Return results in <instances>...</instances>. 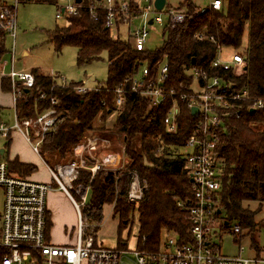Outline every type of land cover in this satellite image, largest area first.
<instances>
[{
	"label": "trees",
	"instance_id": "16d2710c",
	"mask_svg": "<svg viewBox=\"0 0 264 264\" xmlns=\"http://www.w3.org/2000/svg\"><path fill=\"white\" fill-rule=\"evenodd\" d=\"M87 1L80 2L78 13L71 16L68 23L55 26L46 35L57 52L65 45L74 46L77 65L100 59L105 53L106 82L97 83L92 91L77 94L74 88L82 86V82L70 81L61 86L56 83L57 75L31 69L34 86L27 91L22 89L15 103V113L18 119H30L48 108L54 109L56 122L43 135L38 148L40 156L50 164L48 157L43 155L54 158V163H58L71 154L88 133H110L105 125H97L96 121L104 122L115 111L116 117L110 130L118 136L122 135L124 155L129 162L118 173L103 167L92 177L85 169L79 172L74 184H87L90 193V200L84 207L85 215L90 220L100 221L102 206L111 204L113 214L118 216V230L121 231L134 210L133 204L126 200L128 173L134 171L145 185L142 200L136 209L137 249H161L163 234L174 235L179 243H189L192 239L185 203L191 193L182 147L191 133L193 117L180 104L177 129L169 133L164 119L171 100L158 107H149L143 97L126 92L124 106L118 111L113 105V89L137 73L140 60L147 58L152 73L158 63H168V88L176 92L188 91L186 73L193 64L205 65L214 56L216 45H220L243 49L244 70L230 78L238 87L246 89L248 96L264 101V0H222L218 10H206L200 14L195 13L197 6L192 0H180V7L174 8L193 14L192 19L175 28H165L161 47L145 51L135 50L128 38L112 39L104 26V10L98 9L96 18H92ZM139 1L130 0V5L135 6ZM35 2L56 4L57 0ZM197 32L203 33L204 38L197 39ZM6 35L0 28V63L8 53ZM192 58L194 63H191ZM215 73L225 74L223 71ZM0 88L10 90L6 77H0ZM39 92L56 97L57 103L51 105L47 98L37 99ZM245 105L243 103L240 116L230 114L224 118V130L219 136L217 148L221 161L216 198L220 213L217 215L225 228L231 221H236L240 231L253 227L254 215L264 203V106L250 113ZM2 141L6 150L10 138ZM4 160L9 169L21 177L36 170L35 165L18 159ZM250 202L257 203L256 210H250ZM47 227L49 230V220ZM4 253L0 246V264Z\"/></svg>",
	"mask_w": 264,
	"mask_h": 264
},
{
	"label": "built area",
	"instance_id": "2783aa9c",
	"mask_svg": "<svg viewBox=\"0 0 264 264\" xmlns=\"http://www.w3.org/2000/svg\"><path fill=\"white\" fill-rule=\"evenodd\" d=\"M19 1L1 0L0 2V28L13 39L16 31L15 9ZM141 1L146 5L141 6L139 2L131 6L130 0H88L87 9L92 18H96L98 9H103L104 26L109 36L112 39L128 38L137 51L148 50L144 45L149 35L147 27H152L153 24L161 26L163 37L165 28H175L193 17V14L189 12L176 10L166 4L162 9L157 10L154 8L153 0ZM221 1L209 0L207 6L196 7L195 13L218 10ZM80 2L59 0L55 4L57 7L55 17L62 18L68 23L69 18L78 13ZM162 11L166 14L165 21L160 16ZM150 19L151 23H149ZM135 20H138L140 24L131 28ZM121 27L124 28L123 33L120 32ZM195 37L201 40L204 35L197 32ZM222 49V46L216 45L214 56L205 65L193 64L185 76L189 80L188 91L176 92L168 88L166 86L169 80L168 63L165 61L158 63L156 71L152 73L147 58L140 60L137 73L124 79L113 89V105L118 111L124 106L126 92L143 97L147 100L149 107H158L171 100V106L164 119L166 131L169 133H174L177 129L180 104L184 105L193 117L191 133L182 147L184 168L191 193L185 203L191 242L179 243L177 237L167 235L161 249L157 251L107 248L98 244L94 238V230L88 229L86 217L81 213V207L87 202L89 186L84 183H74L83 169L89 171L92 177L98 168H117L121 162L112 155L97 154L96 151L99 148L106 149L110 145L108 140L97 136H85L74 148L75 154L82 153L80 157L74 156L66 163L53 166L48 164L50 182H39L18 176L9 169L5 160H0V187L3 189L0 246L5 252L1 264H126L123 262V257H127L131 264H256L259 261L264 262V259L259 258L223 255L213 240V237L218 235L216 230L222 231L225 228L216 213L221 166L217 148L219 136L224 130V118L230 114L240 116L243 103L246 104V109H254V111L264 106L262 99L248 96L246 89L238 87L230 78L244 70L243 49H233L224 55ZM3 65L0 63L1 76L5 75L2 73ZM13 65L12 52L11 69L5 76L10 82L15 108L22 89L33 88L34 75L30 71H15ZM216 71H223L225 74H216ZM55 77L56 83L61 86L68 83L58 75ZM93 89L96 87L86 88L82 85L76 86L74 91L77 94H83ZM40 98L49 99L51 105H55L58 101L54 96L47 97L45 92H39L37 99ZM193 107H196L195 111H192ZM54 112L53 108H48L35 118L18 119L14 110L12 123L0 120V140L9 137L11 131H18L31 144L33 152L39 154L38 148L43 135L56 122ZM130 178L126 200L136 206L142 200L145 185L141 183L136 173H132ZM54 189L63 193L71 202L77 216L74 239L70 244H54L49 238L46 196ZM73 194L78 199H75ZM229 232L231 235H237L240 232L239 225L235 224Z\"/></svg>",
	"mask_w": 264,
	"mask_h": 264
},
{
	"label": "rangeland",
	"instance_id": "374dc122",
	"mask_svg": "<svg viewBox=\"0 0 264 264\" xmlns=\"http://www.w3.org/2000/svg\"><path fill=\"white\" fill-rule=\"evenodd\" d=\"M165 1L166 5L171 7H180L181 5L179 4L180 0ZM57 2H59V0H57ZM139 2H141V6L146 5V3H143L141 0ZM192 2L196 6L201 7L207 6L209 0H192ZM56 8L57 7L55 4L35 1L19 2L16 5L15 37L13 39L9 35H6L5 47L8 53L1 61V63L4 64L2 73L6 75L10 71L11 57L13 52L15 71H30L31 69L35 68L38 70V72L43 74H57L59 78L63 79L65 82H82L86 88H93L97 85V83L106 82L107 61L105 53L101 54L100 59L77 65L75 60L76 48L74 46L65 45L59 52L54 50L53 44L48 40L46 32L51 31L57 25L61 26L65 24L64 19H57L55 17ZM160 16L163 21L166 20V14L163 11L160 13ZM139 24L140 22L135 20L131 24V28L136 27ZM147 28L149 29V35L145 41V47L151 50L160 48L163 43V37L161 36V26L153 24L152 27ZM120 32H124L123 27L120 28ZM232 50V48L223 47L222 54H227ZM57 82H59V80H57ZM19 88H21V86ZM0 106H3L1 119L3 121L12 123L14 121V109L11 106L10 91H4L0 88ZM115 117L116 112L112 111L104 122L100 121L99 119L96 121L97 125H105L106 130L110 133L102 135L95 132L88 133L86 136H97L99 138L108 140L110 145H108L106 149L99 148L96 152H98L97 154H108L112 155V157L118 158L121 164L117 168H111V171L118 173L126 168V165L129 161L124 155L125 152L121 137L122 135L118 136L114 133H111L110 130V127L114 124ZM27 143L28 142H25V140L17 135L15 131H12L9 147L6 148L5 153L0 157V159L4 160L7 157H17L19 160L34 163L37 166V169L31 174L30 178L32 180L38 179L37 181L50 182L51 180L50 176L48 175L47 168L38 162V157L42 158V156L35 154ZM3 144L4 142L0 140V148H2ZM79 144L80 143H78L77 146ZM74 148L71 154L66 155L58 163H54V158L46 155H43V157H48L49 163L52 166L66 163L74 156L80 157L82 155V153L75 154ZM97 170H99V168ZM130 173L132 174L135 172L131 171L128 173V182H130L131 179ZM56 192H58V190L55 189L49 191L46 198L48 204L54 199L53 206L56 208V217L58 219V223L61 221L66 227L75 225V223L77 224V216H75L76 213H74L75 211H73L69 202L65 200L63 196H61V193L58 192L60 193L59 196L61 198L51 196V193ZM74 197L75 199H78L75 195ZM89 200L90 193H88L86 201L89 202ZM139 204L140 203H138L136 206L133 205L134 210L129 215V222L127 225H125V227L122 228L121 231L118 230V216L113 214L111 204H104L102 206V219L100 221L90 220L84 213L85 206L81 207V213L84 217H86L85 219L88 223V229L94 230V238L98 244L107 248L135 250L137 249L136 242L138 232L136 209ZM2 206L3 189L0 187V213L2 211ZM249 208L253 211L256 210L257 203L250 202ZM51 211L54 216L55 212L52 209ZM235 224H237L236 221H231L222 231L216 230L218 235L217 237H213V240L219 246L220 253L227 256L264 259V203L262 204L261 209L255 213L254 224L251 229L242 228L239 236L235 237L229 232L235 226ZM64 227L63 229L60 228L57 231H54V225L51 227L50 235L53 241L58 242L55 240V237L59 238L60 241H66L67 235L68 239L70 240L69 243L73 241L75 229H70L68 232L67 228L64 231ZM166 237L167 236L165 234L161 236V247L162 242L166 239ZM123 262L126 264H131L127 257H123ZM256 264H264V262L259 261Z\"/></svg>",
	"mask_w": 264,
	"mask_h": 264
},
{
	"label": "crops",
	"instance_id": "0c3cea01",
	"mask_svg": "<svg viewBox=\"0 0 264 264\" xmlns=\"http://www.w3.org/2000/svg\"><path fill=\"white\" fill-rule=\"evenodd\" d=\"M165 4H166V2H165ZM198 7V6H197ZM66 23V22H65ZM14 66V65H13ZM23 71V70H22ZM52 74V73H51ZM54 75H57V74H54ZM0 77H6L5 75H0ZM7 78V77H6ZM8 79V78H7ZM9 80V79H8ZM10 83V82H9ZM10 89H11V87H10ZM2 90V89H1ZM7 91H10V90H7ZM10 98H11V106L13 107V109L15 110V108H14V103H13V101H12V96H11V91H10ZM2 109H3V106H0V119H1V113H2ZM2 120V119H1ZM4 122H6V121H4ZM6 123H9V122H6ZM11 133H12V131H11ZM11 133H10V135H9V138H10V142H11ZM15 133L17 134V135H19L20 137H22L23 139H24V137L22 136V134L20 133V132H18V131H15ZM25 140V139H24ZM25 142H26V140H25ZM29 146H30V148L32 149V147H31V144H29V143H27ZM3 148V147H2ZM33 151V150H32ZM4 153H5V151H4ZM3 153V154H4ZM2 154V155H3ZM35 154H37V153H35ZM1 155V156H2ZM40 155V154H39ZM39 158V160H38V162H40L45 168H47V166H48V164L43 160V158H41V157H38ZM7 159L8 160H12V159H18L17 157H7ZM18 161H20V162H24V163H29V162H25V161H22V160H19L18 159ZM30 164H33V165H35L34 163H30ZM36 166V165H35ZM36 169H37V166H36ZM48 171V170H47ZM33 173V172H32ZM32 173H30L29 175H27L26 177L27 178H29V179H31L30 178V176H31V174ZM48 175H49V173H48ZM32 180V179H31ZM38 179H34V181H37ZM49 180V179H48ZM39 182H47V181H39ZM58 192H60V191H58ZM58 192H56V193H51V196H53V197H59V198H61L60 196H59V194L61 193H58ZM61 196H63V198L65 199V200H67L68 202H69V204H70V206L72 207V209H73V211H74V208H73V206H72V204H71V202L61 193ZM54 200V199H53ZM53 200H51L50 201V203L48 204V202H47V198H46V205H47V209H48V214H49V238H50V240H51V242L52 243H54V244H70L69 242H70V240L68 239V235H67V240L66 241H60V239L59 238H57V237H55V240L56 241H58V242H55V241H53L52 240V238H51V235H50V230H51V227L54 225V231H57L58 229H60V228H62L63 229V227L65 226V224L64 223H62L61 221H59V223H58V219H57V217H56V215H57V212H56V208H55V206H53ZM51 209L55 212V214H54V216H53V214H52V211H51ZM75 213V212H74ZM76 216V215H75ZM54 221V222H53ZM77 222V221H76ZM75 227H76V223H75V225H72V226H70V227H64V231L66 230V228L68 229V232H69V230L70 229H75ZM73 242V241H72ZM71 242V243H72Z\"/></svg>",
	"mask_w": 264,
	"mask_h": 264
},
{
	"label": "water",
	"instance_id": "95a60500",
	"mask_svg": "<svg viewBox=\"0 0 264 264\" xmlns=\"http://www.w3.org/2000/svg\"><path fill=\"white\" fill-rule=\"evenodd\" d=\"M75 2H76V3H79L80 0H75ZM165 2H166L165 0H153L154 8L157 9V10L162 9V7L164 6ZM151 22H152V21H151V19H150V20H149V23H151ZM194 62H195V59L192 58L191 63H194ZM26 91H27V90H26ZM195 109H196V107H193V108H192V111H195ZM249 112H250V113H253V112H254V109H250ZM4 151H5L4 148H0V156L4 153ZM216 212H217V214H218V213H220V210L217 209Z\"/></svg>",
	"mask_w": 264,
	"mask_h": 264
}]
</instances>
